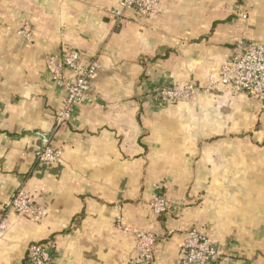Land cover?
Instances as JSON below:
<instances>
[{
	"label": "crops",
	"instance_id": "crops-1",
	"mask_svg": "<svg viewBox=\"0 0 264 264\" xmlns=\"http://www.w3.org/2000/svg\"><path fill=\"white\" fill-rule=\"evenodd\" d=\"M119 1L0 0V209L21 187L42 211L7 213L0 264H26L32 243L47 264H132L118 217L154 234L150 264H179L194 227L221 252L212 264H264V104L216 82L241 44H264V0H158L122 21ZM70 48L100 67L56 126L65 92L48 61ZM189 82L187 99L159 94ZM44 147L56 160H38Z\"/></svg>",
	"mask_w": 264,
	"mask_h": 264
},
{
	"label": "built area",
	"instance_id": "built-area-1",
	"mask_svg": "<svg viewBox=\"0 0 264 264\" xmlns=\"http://www.w3.org/2000/svg\"><path fill=\"white\" fill-rule=\"evenodd\" d=\"M133 10L138 14L153 16L158 11V0H120L112 13L124 20V12ZM26 40H30V29L24 26L18 31ZM50 77L65 92L62 106L55 113L56 126L68 120L73 108L79 103L91 100L90 81L100 67L98 59L82 62L80 53L73 48L68 49L59 57L49 58ZM72 71L69 77L66 72ZM217 83L226 85L233 93H243L259 100L264 104V44H241L236 53L225 62L216 77ZM200 86L187 83L183 87L163 88L160 95L169 101L187 99L196 94ZM208 89V88H204ZM59 151L55 148L44 147L38 154L42 163L56 160ZM155 214H163L169 210V202L163 195L154 196L149 203ZM17 215H29L39 220L42 211L34 202L33 196L19 187L5 207L0 209V232L4 229L8 212ZM117 228L132 234L136 240L135 254L132 264H150L153 260L156 237L148 231L131 230L117 218ZM179 264H212L220 259V250L198 228L189 229L181 242ZM50 251L42 243H32L27 248L26 264H47Z\"/></svg>",
	"mask_w": 264,
	"mask_h": 264
}]
</instances>
